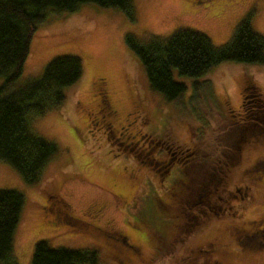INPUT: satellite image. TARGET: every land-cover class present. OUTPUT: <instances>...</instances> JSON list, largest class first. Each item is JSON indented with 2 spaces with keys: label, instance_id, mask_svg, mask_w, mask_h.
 <instances>
[{
  "label": "rangeland",
  "instance_id": "374dc122",
  "mask_svg": "<svg viewBox=\"0 0 264 264\" xmlns=\"http://www.w3.org/2000/svg\"><path fill=\"white\" fill-rule=\"evenodd\" d=\"M131 6V20L94 4L48 9L35 28L16 84L60 55L79 58L82 74L60 106L28 115L31 130L57 146L39 183L26 184L0 160V190L24 197L13 234L16 264H30L40 240L93 250L97 264H264V122L241 125L251 87L264 99V65L222 62L196 78L173 71L185 91L166 101L125 42L189 30L220 47L246 16L264 36V0ZM99 107L109 112V126Z\"/></svg>",
  "mask_w": 264,
  "mask_h": 264
},
{
  "label": "trees",
  "instance_id": "16d2710c",
  "mask_svg": "<svg viewBox=\"0 0 264 264\" xmlns=\"http://www.w3.org/2000/svg\"><path fill=\"white\" fill-rule=\"evenodd\" d=\"M81 4L118 9L132 19L131 0H0V160L8 163L28 185L39 183L42 170L57 153L53 142L31 130L28 115H42L60 106L64 90L81 77V62L75 56H56L38 76L20 84L15 82L21 76L31 37L36 26L44 21L45 11L71 12ZM249 19L246 16L231 39L220 47L189 30H177L166 40L152 37L146 43L126 36L125 42L142 65L150 89L166 101L178 102L185 86L174 80L173 71L178 76L196 78L222 62L264 65V36L252 31ZM249 92L253 99L260 100L261 106L242 114L241 125L244 123L245 127L256 126L251 120H261L264 113V99L254 87ZM166 169L168 166L163 171L167 172ZM23 205L24 197L18 191L0 190V264H16L12 256L13 234ZM30 264H97V253L50 248L40 240L34 244Z\"/></svg>",
  "mask_w": 264,
  "mask_h": 264
},
{
  "label": "flooded vegetation",
  "instance_id": "af4514ba",
  "mask_svg": "<svg viewBox=\"0 0 264 264\" xmlns=\"http://www.w3.org/2000/svg\"><path fill=\"white\" fill-rule=\"evenodd\" d=\"M99 95H100V97L101 98H104V101H102L103 103L105 102V99L107 98V96L105 95V93L103 92V90H102V92L101 93H99ZM248 97V107L246 108V110L244 111V113L245 112H248V111H252L254 108H256V107H260L261 105L258 103L260 100H256V99H253V96H251V95H248L247 96ZM256 100V101H255ZM262 101V100H261ZM254 102V103H253ZM264 103V102H263ZM260 105V106H259ZM103 107V106H102ZM259 110V109H258ZM258 110H254V112H256V111H258ZM98 112L100 113L99 115H100V117H102V118H104V119H101L100 121L102 122V123H104V124H109L110 122H106L105 121V119H107L108 120V118H105V116L109 113V112H107V110L106 109H104V108H100L99 107V110H98ZM253 112V113H254ZM250 113H252V112H250ZM261 116H262V118H261V120L264 122V113L263 114H261ZM140 117L141 116H138V113L135 115V120H136V118H137V120L138 121H141L142 123H144V121L142 120V118H141V120H140ZM109 126V125H108ZM108 129V128H107ZM121 134V135H120ZM119 135L120 136H123V137H125L124 139H126L127 138V136L126 135H124L123 133H120ZM242 138H244V137H242ZM116 139H118V140H120L119 138H116ZM153 140V139H152ZM137 141V140H136ZM119 143L120 144H122V143H125L124 141H118V145H119ZM152 143V141H148V144H146V142H145V148H144V146H142V150H144V149H150V144ZM159 142H154L153 144H154V146H156L157 144H158ZM161 152V151H160ZM170 159H171V161H172V163H174L173 162V159H174V157H175V154L173 153V152H170ZM169 169V168H168ZM168 169H167V171H168ZM119 237H121V238H125V236H119Z\"/></svg>",
  "mask_w": 264,
  "mask_h": 264
}]
</instances>
